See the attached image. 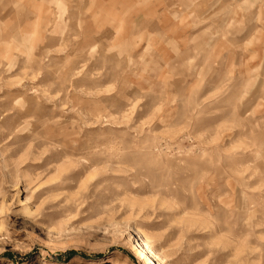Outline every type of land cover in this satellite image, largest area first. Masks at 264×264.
<instances>
[{"label": "rangeland", "instance_id": "1", "mask_svg": "<svg viewBox=\"0 0 264 264\" xmlns=\"http://www.w3.org/2000/svg\"><path fill=\"white\" fill-rule=\"evenodd\" d=\"M0 264H264V0H0Z\"/></svg>", "mask_w": 264, "mask_h": 264}, {"label": "bare ground", "instance_id": "2", "mask_svg": "<svg viewBox=\"0 0 264 264\" xmlns=\"http://www.w3.org/2000/svg\"><path fill=\"white\" fill-rule=\"evenodd\" d=\"M144 251H145V255L147 258L150 257V252L148 251V249H146V246L143 245Z\"/></svg>", "mask_w": 264, "mask_h": 264}]
</instances>
